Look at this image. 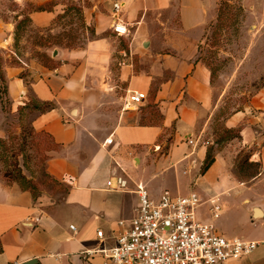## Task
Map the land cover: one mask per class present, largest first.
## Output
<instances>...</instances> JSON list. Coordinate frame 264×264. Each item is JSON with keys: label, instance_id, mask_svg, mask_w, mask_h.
<instances>
[{"label": "crops", "instance_id": "crops-1", "mask_svg": "<svg viewBox=\"0 0 264 264\" xmlns=\"http://www.w3.org/2000/svg\"><path fill=\"white\" fill-rule=\"evenodd\" d=\"M29 2L54 5L26 16L12 12L6 20L0 13L1 56L12 52L25 17L35 28L50 29L64 13L58 0ZM13 3L24 9V0ZM83 3L88 30L83 47L55 48L49 66L30 61L5 68L14 112L29 109L28 94L39 104H52L31 127L52 143L44 163L48 180L67 190L53 200L41 189L46 185L21 171L37 185L34 195L1 165L0 264H105L101 255L86 260L81 253L112 246L122 230L118 223L128 225L136 216L135 184L144 185L154 199L165 191L195 192L202 202L199 220L211 221L210 208L217 203L222 211L213 223L222 235L264 241V94L212 128L218 106L199 53L219 17V0ZM115 4L121 6L118 19L127 25V36L112 30ZM131 93L146 98L131 104ZM231 131L234 137L227 138ZM108 139L112 144L104 145ZM210 151L214 163L202 172ZM122 171L129 177L128 190H115ZM65 177L74 178V184L63 182ZM98 231L104 233L103 243ZM230 264H264V244Z\"/></svg>", "mask_w": 264, "mask_h": 264}, {"label": "rangeland", "instance_id": "rangeland-1", "mask_svg": "<svg viewBox=\"0 0 264 264\" xmlns=\"http://www.w3.org/2000/svg\"><path fill=\"white\" fill-rule=\"evenodd\" d=\"M83 1L58 0L64 5L59 7L64 13L50 29L35 28L25 17L15 33L12 52L7 53V58L0 55V138L5 142L0 145V169L1 165L5 169L8 166L9 175L24 171L28 178L36 179V184L46 185L41 189L48 190L53 200H60L65 192L60 186L48 183L44 172L52 145L50 138L36 134L31 127L39 111L30 108L39 103L28 94L29 109L13 111L6 92L5 68L30 61L49 66L48 55L55 48L83 47L88 38ZM218 5L219 17L208 30L199 53L200 61L211 73L213 101L218 106L213 129L233 114L252 106L254 99L264 94V2L219 0ZM35 8L28 0H24V9L17 8L13 0H0V13L5 20L12 12L26 16ZM23 74L26 76V72ZM209 139L210 135L203 139L207 146ZM252 172L246 171L245 175ZM188 194L184 192L182 196Z\"/></svg>", "mask_w": 264, "mask_h": 264}, {"label": "built area", "instance_id": "built-area-1", "mask_svg": "<svg viewBox=\"0 0 264 264\" xmlns=\"http://www.w3.org/2000/svg\"><path fill=\"white\" fill-rule=\"evenodd\" d=\"M120 7V4L114 5L112 30L118 36H127V25L118 19ZM145 98V94L131 93L129 103L140 104ZM112 142L108 139L104 145ZM63 182L73 185L75 179L65 177ZM107 186L111 189L112 183L108 182ZM128 187L129 177L124 172L116 175L115 190H128ZM135 187L136 216L128 225L124 221L118 223L122 230L115 234L112 246L85 250L81 253L84 259L101 255L105 264H230L251 256L264 244V241L222 235L213 223L222 211L217 203L210 208L211 221L199 220L198 209L202 202L195 192L175 196L165 191L159 199H154L144 185L135 184ZM97 238L100 243L105 241L103 231L97 232Z\"/></svg>", "mask_w": 264, "mask_h": 264}, {"label": "trees", "instance_id": "trees-1", "mask_svg": "<svg viewBox=\"0 0 264 264\" xmlns=\"http://www.w3.org/2000/svg\"><path fill=\"white\" fill-rule=\"evenodd\" d=\"M51 5L54 4H48V5H44L41 7H37L35 8V11H45V10H50L51 9ZM29 107V106H27ZM31 110H37L40 113H45L51 109H53L52 104L49 103H44V104H34L31 106L30 108ZM228 135L226 136L227 138H229V135H232L230 137H234L235 132L231 131V132H227ZM46 136V135H45ZM48 137V136H47ZM49 138V137H48ZM2 142V143H1ZM1 144H5L4 140L0 139V145ZM52 145V143H51ZM52 148V146L49 148V150ZM214 163V157L213 154L210 152H208L207 154V158L204 162V165L202 167V172H206L211 165ZM9 175V174H8ZM46 175V174H45ZM10 179H14L17 180L18 182H20L22 184V186L26 189V190H30L31 192L34 193L37 191V185L32 181V180H28L25 176L22 175L21 170H19L18 172H16V174L14 175H9ZM46 178L48 179V176L46 175ZM48 183H52V184H56L57 186H60L63 190H67V187H65L64 185H62L61 183L56 182L55 180H51V182L48 180Z\"/></svg>", "mask_w": 264, "mask_h": 264}, {"label": "water", "instance_id": "water-1", "mask_svg": "<svg viewBox=\"0 0 264 264\" xmlns=\"http://www.w3.org/2000/svg\"><path fill=\"white\" fill-rule=\"evenodd\" d=\"M255 214L258 215V211H255ZM27 264H36V262L32 261V262H28Z\"/></svg>", "mask_w": 264, "mask_h": 264}]
</instances>
